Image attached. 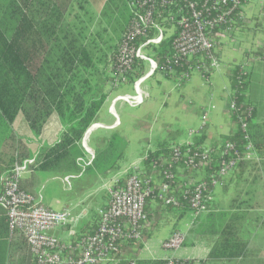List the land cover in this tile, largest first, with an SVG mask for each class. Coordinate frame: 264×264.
Here are the masks:
<instances>
[{"label": "trees", "instance_id": "16d2710c", "mask_svg": "<svg viewBox=\"0 0 264 264\" xmlns=\"http://www.w3.org/2000/svg\"><path fill=\"white\" fill-rule=\"evenodd\" d=\"M132 1L107 0L96 22L93 18L87 24L81 21V25H78L67 16L70 0H0V195L16 165L34 155L28 145L17 137L12 127L19 112L24 115L35 136L42 133L53 113H57L62 122L59 140L54 144H44L40 150L36 166L39 174L63 177L81 172L77 159L86 155L82 140L114 91V83L122 66L124 34L136 18ZM259 19L262 18L255 17L254 26L245 25L240 32L249 36H255L259 31L264 32ZM216 39L219 41V37ZM141 40L137 39L130 46L137 47V41ZM172 41L173 38H169L159 46L148 47L151 56L161 68L155 75L162 74L169 80L173 78L180 85H184L196 70L204 76L216 72L212 69L204 72V63L200 58H183L175 63ZM262 48L263 51L255 53L260 59H264V46ZM247 57L248 54L243 61L231 63L225 72L231 98L236 105L231 114L233 131L221 142L211 145L205 143V135L195 139L193 154L197 156L195 155V162L189 168L185 162L187 158L178 163L174 161L170 166V161L174 158L172 147L180 143L175 137L155 139L153 150L142 161L145 176L156 181L153 180L150 184L151 192L146 204L147 219L141 223V237L115 240V249L112 250L110 260L101 264H169V260L139 259L145 242L160 222L163 213L192 212L190 200L196 183L206 182L207 194L213 193L215 186L211 183V174L221 160L222 152L219 148L232 143L244 149L247 143L246 134H249L259 149L263 147L264 131L254 122L256 109L248 98L251 75L246 68ZM132 66L135 70L127 75L126 81L130 84L146 72V63L143 60L134 58ZM171 68L175 70V74L169 72ZM243 122L247 124L246 129L242 126ZM162 144L165 146L162 147ZM127 145L126 136L119 129L99 138L95 159L85 173L93 176L94 180L114 173L120 168ZM201 147H211L219 151L203 159ZM249 163L241 160L236 170L249 167ZM194 166L199 169L195 170ZM165 170H170L174 177L165 178L162 172ZM26 183L21 179L20 186L30 193ZM162 183L169 184V193L174 194L175 203L166 204L160 198L159 189ZM227 186L228 183L224 180L223 187ZM211 202L205 203L210 213L197 231L201 234H219L218 242L208 259H170L175 264H193L197 260L201 264H210L219 258L242 255L245 243L233 238L236 231L232 225L226 228L222 226L224 217L229 213L211 212ZM40 204L49 207L44 201ZM92 219L91 216L88 225L84 227L77 225L71 239L94 234L98 229L99 217L96 223ZM11 234L7 212L0 207L1 243L9 240ZM15 235L25 241L19 232H15L13 238ZM3 245L1 249L5 254ZM31 262L35 264L33 257Z\"/></svg>", "mask_w": 264, "mask_h": 264}, {"label": "built area", "instance_id": "2783aa9c", "mask_svg": "<svg viewBox=\"0 0 264 264\" xmlns=\"http://www.w3.org/2000/svg\"><path fill=\"white\" fill-rule=\"evenodd\" d=\"M254 0H133L131 6L135 9L136 18L124 34L122 45L123 62L118 72L114 89L125 83L128 74L133 72V60L138 58L145 61L146 72L136 82L134 95L119 94L111 103L110 111L114 116L112 124L99 121L92 123L82 140L86 151L84 157L77 159L81 167L79 174H71L62 178L67 189L72 188V179L84 174L87 167L95 159V152L89 144L93 133L101 128L115 129L120 125V117L115 111L118 102L123 101L131 107H138L145 103L146 94L141 85L161 71L158 62L147 52L149 46H159L169 38H173V59L178 63L180 59L192 60L200 58L203 61L204 72L211 69L218 71L222 56L218 43L224 39L234 40L242 27L253 26L254 13L251 7ZM216 37H219L217 41ZM138 46H130L136 43ZM208 62V65L206 64ZM170 73L175 74L171 68ZM119 78L121 81H119ZM215 106L210 104L204 109L199 127L189 130L190 139L173 145L172 162L177 163L183 158L187 167L195 162L193 147L195 139L203 136L209 129L210 117ZM236 109L232 98L226 104V111L231 115ZM244 129L247 124L242 123ZM94 128V129H93ZM93 129L92 133H88ZM88 137V138H87ZM244 149L227 143L221 149L222 155L218 167L211 174L213 186H222L224 179L236 171L241 160L260 161L257 149L249 134ZM195 148V147H194ZM147 148L140 163L126 169L124 173L113 181L109 188L110 199L105 206L98 209V229L92 235L82 236L72 240L76 232L73 231L80 219L73 207L61 210L40 204L41 197L28 193L20 186V181L26 173L31 172L38 165L37 154L16 165L12 177L6 181L5 190L0 195V207L6 210L11 233L19 232L29 246L35 264H101L110 260L113 242L118 238L141 237V223L147 219V197L151 192L154 179L145 176L142 161L147 158ZM201 156L206 159L209 154L217 153L218 149L201 147ZM192 154V155H191ZM195 170L198 167L194 166ZM165 178H172L170 170L162 171ZM190 180V179H189ZM190 183V182H189ZM160 198L166 204L175 203L174 194L169 193V184L162 183L159 189ZM212 201V193L207 194V183H196L192 191L190 205L195 217L208 212L206 202ZM66 227L71 232L68 238L62 234ZM67 230V229H66ZM184 241V235L175 231L165 239L166 249H178ZM134 264V263H133ZM169 264H175L169 260ZM193 264H201L199 260Z\"/></svg>", "mask_w": 264, "mask_h": 264}, {"label": "crops", "instance_id": "0c3cea01", "mask_svg": "<svg viewBox=\"0 0 264 264\" xmlns=\"http://www.w3.org/2000/svg\"><path fill=\"white\" fill-rule=\"evenodd\" d=\"M100 1H103V3L102 8L100 9V11H98L94 10V8L92 7V0H70L68 6L70 13L68 12L67 14L68 19L72 20L73 22L76 21L78 25H81V21H83V24H87L88 21L93 18H95V20L93 21L96 22L97 17L100 15L102 9L107 3V0ZM252 8L254 17L259 16L262 18V16L264 15V9L258 12L256 11L255 7L252 6ZM263 20L264 18L259 19V21H262V26L264 28ZM252 31L254 32V30ZM237 36L248 42L246 49L242 52L243 59L241 61L245 59L247 54L249 55V57H247L248 59L246 60V68L251 75V85L248 90V98L256 109V117L254 122L258 126L262 127L264 131V59H260L255 56L256 52L263 51L262 47L264 46V42L262 45L260 44V46H254V43H260L259 41H256V39L258 38V36L259 38H261V36L263 37L264 32L259 31L258 33H256L255 36H249L245 32H238L236 37ZM225 45V43H219L222 58L224 54L223 50ZM234 47H237L236 49H239L240 43H238V45H235ZM231 63H229L228 66ZM227 67H225L224 71H221L222 78L226 79V82H224L223 86H219V88L216 89V83L212 81L210 82L211 88L207 95L210 103L203 106L201 110L199 107H194L193 109V113L197 114L200 121L197 126H191L190 129L199 127L204 109H206V107L210 104L214 105V100H217L219 104L223 103L221 110L216 112V114L212 116L213 111L216 109V106L214 105L215 109L211 113L212 118L210 117L209 129L204 134V141L207 145H211L215 142H221L234 129L233 123L231 121V115H228L226 111V104L230 101L231 98L230 87L225 74ZM214 73H212L210 76H204L202 74V77L205 80L210 81L211 76ZM166 79L169 80L168 78ZM110 107L111 105L108 109L109 119L107 120V122H105V124H112L114 122V116L110 111ZM116 113L119 115L117 111ZM12 127L15 133L17 134V137L21 138L22 141L28 145L31 151L34 154H37V157L40 154V150L44 144H54L59 140L63 128L59 115L57 113H53L51 118L45 124L42 133L39 136H35L27 120L21 112H19L16 116ZM119 127H124V123L122 122L121 118L120 125L117 126L115 129H119ZM190 129H188L186 132L183 131L182 128L178 127L176 135L174 137L177 139V141L183 143L186 140L190 139ZM119 130L124 131L123 129ZM181 130L184 135L179 138L177 137V135H179ZM92 131L90 132L92 133ZM253 143L255 144V142ZM256 149L260 161L247 160L248 162H250L249 167L240 168L234 171L233 173L229 174V176L224 179L225 183H228V186L224 188L222 185L220 188L217 189L215 187V190L212 193L211 203H213V208L211 212L214 211L215 213H229L227 217H224L222 221V226L223 228H226L232 225V227L236 231V233L233 235V238L239 239L245 243L244 251L241 256L234 258H219L216 261L211 262L210 264H264V145L260 149L256 146ZM127 151L128 150H126L125 156L127 154ZM252 165H254L255 167H253ZM125 170L126 168H123V164L121 163L119 170H117L115 174L110 175L107 180V183L105 182L104 188L109 190V188L113 184V181L116 178H119ZM68 175L71 174H67L66 176ZM85 176H87L86 173L72 179V188L67 189L66 185L62 181V178L65 176L48 177L43 174H39L38 170H36V167H34L31 172L26 173L24 175L22 180L27 182V190H29L30 193L41 197L42 201L49 205V207L53 208V201H55L57 205H61V202H59L60 197L56 194L53 198H51L50 201L47 200L45 192L48 188V182L53 179L59 180V184H57V186L60 190L74 191L75 187L77 188L78 186V183L74 181ZM103 177L104 176H99L98 178ZM80 203L81 201L77 202L76 204H73V208L76 210V214L79 216V219L83 216L88 219L90 217L89 213H82L81 211L78 212V209H80ZM166 213H172V215L175 216L174 220H177L175 222V225L172 227L171 230H169L171 226H168V228L166 229L167 235L164 238H161L158 235V237H160L161 239H157L154 238V233L158 228V225L160 223L159 222L158 225H156V227L153 229L149 239L145 242L144 247L140 253L139 259H208L212 249L218 242L220 235L206 233L201 234L197 230L200 227L201 223L203 221H206L210 211L203 213L198 217H195L192 212L179 214L176 211H166ZM164 216L165 215H163V217ZM231 216H233V218ZM175 231H180L184 235V241L180 248L170 249L171 253L168 254V252H166L168 249L164 248V246L161 245V241H165V239L169 238ZM12 235L13 234H11L9 240H6L5 243H3L4 245L0 241V252L3 253L4 251L1 249L3 245L5 247V255L7 257V260L9 257L7 263L20 264L23 262L22 264H32V254L30 252L28 244L25 243V241L20 238V236L15 235V238H13Z\"/></svg>", "mask_w": 264, "mask_h": 264}, {"label": "rangeland", "instance_id": "374dc122", "mask_svg": "<svg viewBox=\"0 0 264 264\" xmlns=\"http://www.w3.org/2000/svg\"><path fill=\"white\" fill-rule=\"evenodd\" d=\"M102 3L103 1L100 0H92L91 4L94 10L100 11ZM252 6L259 12L264 9V0H254ZM263 18L264 15L262 16V19ZM257 39L256 41H259L260 43H254L255 47L263 44L264 36H261V38L258 36ZM224 43L226 45L223 50L224 54L220 68L211 76L210 81L205 80L198 70L193 72L192 77L185 85H180L176 80H173V78L167 80L162 74L157 73L155 77L147 79L141 85L143 91L146 94L148 93V97L143 105L139 107H131L123 101L117 103L116 111L119 113L120 118L124 123V127H119V129L124 130L123 132L128 141V151L122 161L123 168L129 169L140 163L139 158L142 157L147 148L153 147L155 139H170L176 135L178 127L187 132L191 126L198 125L200 119L197 114L193 113L194 107H199L201 110L203 106L210 103L207 97L211 88L210 82L212 81L216 83V89L219 88V86H223L226 79L222 78L221 71H224L225 67L233 61L240 62L243 59L242 52L248 45L246 40H243L238 36L234 40L224 39ZM238 43H240V48L236 49L237 47L234 46L238 45ZM147 52L150 54V50ZM136 82L137 81L131 84L127 82L121 83L118 88H115L113 91L114 93L112 92L111 95H109V99L102 107L97 121L105 124L109 119L108 109L111 105V100L119 94L134 95ZM213 104L216 106V109L213 111L212 116L221 110L223 103L219 104L217 100H214ZM113 130L114 129L101 127L93 133L89 140V144L94 152L98 144V139L109 135ZM182 130L180 133L177 132L179 133L177 137L181 138L184 135ZM161 146L164 147L165 144H162ZM115 173L116 171L110 175ZM110 175L103 178H96L95 180L91 175L77 179L74 182L78 183V186L77 188L75 187L74 191L60 190L57 186L59 180L53 179L48 182V188L45 192L47 200L50 201L55 194L58 195L60 197L59 202H61V205H57L55 201L52 202L53 208L57 210L73 207V204L81 201L78 212L89 213L90 217L88 219L85 218V216L81 217L78 225L80 227L88 225V220L91 216L93 217L92 221L96 223L98 209L105 206L110 199L111 192L104 188V184L105 182L107 183ZM220 187L221 186L218 185L216 186V189ZM163 215L165 216H162L163 218L154 233V238L157 239L160 237L164 238L167 235L166 229L168 226H171L169 228V230H171L177 221L174 220L175 216L172 215V213L164 212ZM75 230L77 229L75 228L73 231ZM63 235L70 238L72 234L69 229H65ZM158 235L160 237H158ZM163 241H161V245H163ZM166 252L170 254L171 250L168 249ZM8 260L6 255L0 252V264H8Z\"/></svg>", "mask_w": 264, "mask_h": 264}, {"label": "bare ground", "instance_id": "6f19581e", "mask_svg": "<svg viewBox=\"0 0 264 264\" xmlns=\"http://www.w3.org/2000/svg\"><path fill=\"white\" fill-rule=\"evenodd\" d=\"M94 129V128H93ZM93 129H91V131L93 130ZM91 133V132H90ZM90 133H88V134H90ZM88 138V137H87Z\"/></svg>", "mask_w": 264, "mask_h": 264}]
</instances>
